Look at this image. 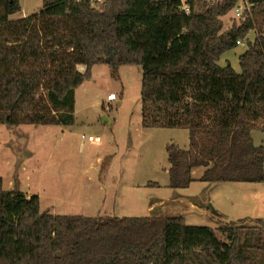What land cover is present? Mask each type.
Listing matches in <instances>:
<instances>
[{"label": "trees", "instance_id": "16d2710c", "mask_svg": "<svg viewBox=\"0 0 264 264\" xmlns=\"http://www.w3.org/2000/svg\"><path fill=\"white\" fill-rule=\"evenodd\" d=\"M238 1L43 0L11 20L20 0H0V125L70 126L94 66L116 79L141 66L142 127L189 132L188 149L167 145L169 188H188L199 167L201 182L264 183V145L252 136L264 130V0L224 29ZM238 40L240 73L219 65ZM220 229L228 243L182 217L54 215L0 177V264H264L261 219Z\"/></svg>", "mask_w": 264, "mask_h": 264}, {"label": "rangeland", "instance_id": "374dc122", "mask_svg": "<svg viewBox=\"0 0 264 264\" xmlns=\"http://www.w3.org/2000/svg\"><path fill=\"white\" fill-rule=\"evenodd\" d=\"M211 1L208 0L209 3ZM20 6L21 10L12 15L11 20L39 12L43 0H20ZM222 20L224 29L242 21L235 17L233 11ZM247 38L254 40L255 34L252 32ZM246 50L247 46L242 45L227 51L220 58L219 65L221 67L231 65L240 73L239 57ZM142 75L141 66H125L119 69L116 79L108 65H97L92 79L86 81L78 93V110L72 125L53 126L55 129L34 126L30 127V132L27 130L28 127L24 126L0 125V177L5 179L4 190L9 191L7 189L10 187L9 181L12 177L9 173L13 167L18 168L23 161H28L32 172H29V180L26 177L22 181L21 178L19 190L38 195L42 201L40 204L42 212H46L44 211L46 207L52 206L49 204L56 203L57 214L82 216L87 210L95 207L94 200L88 201L86 194L102 199L100 195L105 194L102 185L114 186L115 191L120 192L119 187L125 184L121 193L126 194V198L119 202L120 208H124L125 214L122 213L124 216H145V210L138 209L137 202L142 204L149 198L169 197L166 195L170 189L161 187L169 181L170 164L166 148L169 144H175L186 149L188 133L184 129L142 127ZM111 92L118 96V100L109 103L106 98ZM43 130L62 136V145L55 154L49 155L53 150V148L50 150V143L41 147H35L34 144L29 151L19 147L16 135L29 133L31 136L44 132ZM252 134L256 141L254 143L260 145L264 142V130H255ZM83 135L86 136L84 141ZM89 136H99L101 142H90ZM48 155L51 157L50 161L47 159ZM54 162L57 164L55 167ZM9 163H12L11 168L8 166ZM44 163L47 164L45 169L48 168L51 172L50 177L49 173L43 174L44 176L41 174ZM93 167L96 171L89 170ZM149 183H157L159 186H148ZM259 184L264 197V183ZM109 187L107 192L113 194ZM69 194L72 196L70 199L67 198ZM110 202V207L113 204L116 206L114 201ZM98 207L93 213L101 210V203ZM260 213L262 214L260 219L264 222V205ZM159 216L168 217L164 214ZM211 216L216 221L214 229L216 236L220 241L228 243V234L223 233L220 226H225L230 221L223 217L217 218L216 214ZM185 223L190 226H208L212 221L205 216L202 218L200 215L189 214ZM246 225L260 228L256 222H248Z\"/></svg>", "mask_w": 264, "mask_h": 264}, {"label": "crops", "instance_id": "0c3cea01", "mask_svg": "<svg viewBox=\"0 0 264 264\" xmlns=\"http://www.w3.org/2000/svg\"><path fill=\"white\" fill-rule=\"evenodd\" d=\"M96 67L97 66L93 67V74L95 72ZM78 69L82 73L85 71L84 66H80ZM83 85L84 83L79 88H77L76 93H75V99H76L75 113H74L75 117H76L77 110H78L77 109L78 93L82 89ZM21 126H24L26 128L28 127L27 128L28 132L31 131L30 127H34L33 125H21ZM40 127H49L48 129H55V128H52L53 126H40ZM62 127H65V126H62ZM186 131L188 133V145H187L188 147H186L187 149L189 148L190 142H189V132L188 130ZM252 136H253V140L255 141L253 134ZM97 137L100 139L99 136ZM15 139L16 141L19 142L20 144L19 147H23L24 150L26 148L27 151H29V149L33 147L34 144H36L35 147H41V146H44L46 143H50L51 144L50 150L53 148V150L49 153L50 156L51 154H55L57 149H59L62 145V136L60 135L57 136L54 133H49L47 132V130H45L44 132L35 133L31 136L29 133H19L18 135L15 136ZM92 142H97V141H92ZM99 142H101V139ZM254 144L256 146H260V145H264V142L260 143V145H257L256 143ZM49 155L47 156L48 161L51 160L50 159L51 157L49 158ZM54 163H55L54 165L55 167L57 164L56 162ZM45 165L47 164L44 163L41 169V174L45 175V173H49L50 174L49 177H50L51 172L49 171L48 168L45 169ZM8 166L11 168L12 163H9ZM89 170L96 171L94 167L90 168ZM204 171H205V168H202V167L193 169L192 177L196 181L193 182L186 189H177V190L171 189L168 187L169 181L168 183L163 184L161 187H166V189H170V190H167V195H166L169 197L152 198V199L149 198V199H146L144 203H142L143 205L137 202L138 209L145 210L146 215L142 217H152V216H159V215L164 214L168 217H182L186 221L187 216L189 214L200 215V217L203 218L205 216L206 218L212 221L211 225H208V227H211L213 229H215V226H216V223H215L216 221L213 218V216H211L213 214H216L217 218L223 217L224 219L229 220L230 222H237L238 220H243V219H251V220L260 219V216L262 215L260 212L264 205L263 203L264 197L262 196V190H260L259 188V185H260L259 183L235 182V183L210 184V183L199 181L202 175L204 174ZM29 172H32V171L30 170L28 166V161H23V163H21V165L18 166V168H15L14 166L12 171L9 173V176H12V177L10 178V181H9L10 187L7 190L9 191L13 190L16 183L18 184V188H19L20 183H21V178H22V181L25 180L26 177H27V180H29V176H30ZM59 172H60V168H59ZM2 179H3V183L5 184V179L4 178ZM123 185L119 187L120 192L115 191L114 186L109 187V185L108 186L102 185L101 188L105 190V194L100 195L102 199L99 197L95 198L94 196L90 194L89 195L86 194V197L89 199L88 201L94 200L95 207L87 210L86 214H83L82 216L120 217V218L121 217H137V216H124L125 214L123 212L124 208H120L119 202L126 198V194H124L123 192L121 193ZM53 187L55 188L56 186H53ZM108 187H109V190L110 189L113 190L112 191L114 192L113 194H111V192L109 193L107 192ZM25 194L28 195L29 197L32 196V193H29V194L25 193ZM69 195L70 196L67 198L70 199L72 196L71 194ZM111 200L116 203V206L115 204H113V206L110 207L109 203H111L110 202ZM41 203L42 201L40 198V204ZM100 203H101V210L93 213L96 209L99 208L98 205ZM107 204H108V208H106ZM49 205H52V206L50 208L46 207L47 209L44 211L54 214V215H60V214H57L58 210L55 209L56 203H51ZM102 211L104 213H102Z\"/></svg>", "mask_w": 264, "mask_h": 264}, {"label": "built area", "instance_id": "2783aa9c", "mask_svg": "<svg viewBox=\"0 0 264 264\" xmlns=\"http://www.w3.org/2000/svg\"><path fill=\"white\" fill-rule=\"evenodd\" d=\"M254 6V2L253 0H239L237 5L235 6L233 12L235 14V17L238 19H242L244 18V16L248 13L251 12L252 7ZM183 10L184 12H186L187 14L190 13V9L187 5L183 6ZM237 45L238 46H242V45H246V41L245 40H238L237 41ZM107 102L111 103V102H115L118 100V96L112 92L110 93L107 98H106ZM82 140H86V136H82ZM88 141L92 142V141H97L99 142L100 139L98 137H93V136H89L88 137Z\"/></svg>", "mask_w": 264, "mask_h": 264}]
</instances>
